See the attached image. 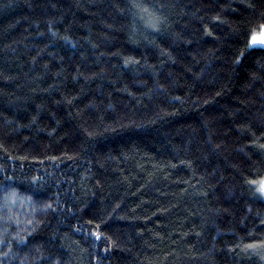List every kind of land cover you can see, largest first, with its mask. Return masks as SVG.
<instances>
[{
  "label": "trees",
  "instance_id": "16d2710c",
  "mask_svg": "<svg viewBox=\"0 0 264 264\" xmlns=\"http://www.w3.org/2000/svg\"><path fill=\"white\" fill-rule=\"evenodd\" d=\"M262 29L264 0H0V231L15 256L0 261L21 264L13 237L32 232L27 264L37 247L58 264H264L243 248L264 241V47L248 48Z\"/></svg>",
  "mask_w": 264,
  "mask_h": 264
},
{
  "label": "snow or ice",
  "instance_id": "6c2138e0",
  "mask_svg": "<svg viewBox=\"0 0 264 264\" xmlns=\"http://www.w3.org/2000/svg\"><path fill=\"white\" fill-rule=\"evenodd\" d=\"M129 7L130 8H135V9H140L141 11H144V12L147 11L146 8H142L141 5L138 4V3H130ZM248 7H253V5L249 4ZM121 11H123V9ZM165 19L166 18L152 15L150 17V19H149L148 26L150 28H152L155 32H159L160 31V27L165 23ZM213 19L219 20V17H214ZM49 32L51 33V35L53 37H55L57 35V33L51 31V26L49 27ZM38 34L39 35H43V33H38ZM204 34L207 35V36H211L212 35L211 31L207 27H205V29H204ZM63 39L68 40V37H64ZM255 46H256V41L253 40L252 42L249 43L248 48L251 49V48H254ZM246 52H247V49H245L244 51H241L240 55H238L236 57V62H239L241 57L244 56L246 54ZM124 63L127 66L130 63H137V62L136 61H132V60H125ZM261 72H262V74H264V65L261 66ZM73 79H75V77H73ZM253 79L254 80H258V79H260V77L254 75ZM249 87H251V85H249ZM217 95H219V93H217ZM262 95H264V93H262ZM68 103H72V100L71 99L68 100ZM205 103H207V101H205ZM35 119L36 118L33 117V122H35ZM111 131H115V129H111ZM88 135L89 136H93L94 133L89 132ZM261 138H264V134H262L261 137H257V140L261 139ZM253 145L257 149H259L261 151H264V143L257 144L256 141L254 140L253 141ZM52 159H55V157H52ZM5 179L6 180H11L12 177L8 176V177H5ZM32 179L34 181L38 182L41 178L33 177ZM251 196L254 197V198H259L262 202H264V185H261V187L257 191L252 192ZM5 199H6V201L14 202L15 199H16L15 190H11V189L6 190L5 191ZM29 199H31V198H29ZM4 207L7 208V211L9 213V215L4 216L3 219L6 222L7 221H15V223L18 225L20 223V221L18 219H16V213H14L12 211L11 207H8L7 204ZM41 207H42L43 210L52 209V204L51 203L44 204ZM119 207H120V205H116V208H119ZM115 210L116 209H114L113 211H115ZM31 211L33 213H35L37 211V209L35 207H32ZM248 211L251 212V208H249ZM257 218H259V214H257ZM24 223L28 227L33 228V231H34L35 230L34 229V225H38L40 222L35 220V217H33L32 219L25 220ZM88 223L90 224L91 221H89ZM260 223H261V225H264V220H260ZM76 230L79 231V228H77ZM8 231H9L8 228H4L2 231H0V244L7 243L9 245V251H6L4 253H0V255H2L3 257H9L10 255H13L11 253V245H12L13 241L12 240H6L4 238V233H8ZM31 235H32V232H28L27 234H22V232H16L15 236L13 237V240L15 241V243L18 246H20V251L24 252V259L21 260V264H27L28 252H25V249H27V247H28L27 241H28V238ZM91 235L96 240H100V239L103 238L102 234L100 232H93V233H91ZM115 246H117L115 242H109L108 246L104 249V251L107 252L112 247H115ZM243 248H244L245 251H252V252H256L257 249L264 250V241H260L259 243H248V244H245L243 246ZM35 253H38V254L33 255V260L35 262H37V264H46L47 261H51V264H58V260L54 259L52 254H49V255L45 256V255H43L41 253V249L38 248V247L35 249ZM13 258H15L14 255H13ZM261 258L264 259V255H262ZM93 259L97 260V264H101L99 257H93ZM0 264H3V261H0Z\"/></svg>",
  "mask_w": 264,
  "mask_h": 264
},
{
  "label": "rangeland",
  "instance_id": "374dc122",
  "mask_svg": "<svg viewBox=\"0 0 264 264\" xmlns=\"http://www.w3.org/2000/svg\"><path fill=\"white\" fill-rule=\"evenodd\" d=\"M253 40L256 41V45H261L264 47V29H262L261 31H259L256 34L252 35L250 38V42H252ZM261 185H264V180L260 184V187H261ZM9 202L11 203V201H9Z\"/></svg>",
  "mask_w": 264,
  "mask_h": 264
}]
</instances>
